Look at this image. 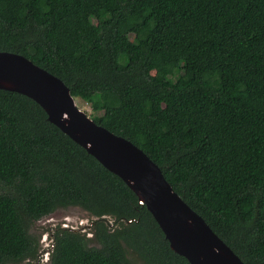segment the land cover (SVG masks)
Masks as SVG:
<instances>
[{
	"label": "trees",
	"instance_id": "trees-1",
	"mask_svg": "<svg viewBox=\"0 0 264 264\" xmlns=\"http://www.w3.org/2000/svg\"><path fill=\"white\" fill-rule=\"evenodd\" d=\"M0 51L61 79L244 264H264V0H0ZM70 206L92 238L51 227L49 264H189L117 175L0 89V264L39 263L32 225Z\"/></svg>",
	"mask_w": 264,
	"mask_h": 264
},
{
	"label": "water",
	"instance_id": "water-1",
	"mask_svg": "<svg viewBox=\"0 0 264 264\" xmlns=\"http://www.w3.org/2000/svg\"><path fill=\"white\" fill-rule=\"evenodd\" d=\"M0 89L31 98L47 119L117 175L151 213L170 248L189 264H244L129 140L97 124L64 82L24 56L0 51Z\"/></svg>",
	"mask_w": 264,
	"mask_h": 264
},
{
	"label": "rangeland",
	"instance_id": "rangeland-1",
	"mask_svg": "<svg viewBox=\"0 0 264 264\" xmlns=\"http://www.w3.org/2000/svg\"><path fill=\"white\" fill-rule=\"evenodd\" d=\"M76 105L85 111L89 116L93 114L90 105L81 100L80 98H75ZM89 224L88 214L83 211L81 208L76 206H70L66 208H60L52 212L51 214L39 219L35 222L31 229L30 233L37 239L40 259L39 263L35 259H27L21 261L19 264H49V247L52 241L50 233L47 232L48 229L51 227H66V228H80L81 231L85 233L88 238H92V233L87 228ZM48 248V250H47ZM130 259L135 264H142L138 259L135 257V254L129 253L128 254Z\"/></svg>",
	"mask_w": 264,
	"mask_h": 264
},
{
	"label": "flooded vegetation",
	"instance_id": "flooded-vegetation-1",
	"mask_svg": "<svg viewBox=\"0 0 264 264\" xmlns=\"http://www.w3.org/2000/svg\"><path fill=\"white\" fill-rule=\"evenodd\" d=\"M81 228V227H80Z\"/></svg>",
	"mask_w": 264,
	"mask_h": 264
}]
</instances>
